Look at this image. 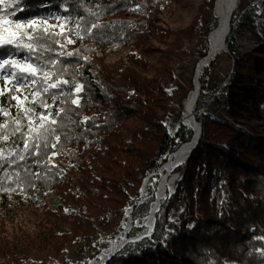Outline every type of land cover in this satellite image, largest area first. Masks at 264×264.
Here are the masks:
<instances>
[{"label": "trees", "instance_id": "16d2710c", "mask_svg": "<svg viewBox=\"0 0 264 264\" xmlns=\"http://www.w3.org/2000/svg\"><path fill=\"white\" fill-rule=\"evenodd\" d=\"M170 2L0 3V16L18 23L42 15L48 17L41 20L47 21L44 27H48L53 26L50 17L65 14L70 29L59 34L48 27L56 35L45 42V47L51 44L53 48L46 55L68 70L62 79L70 80L74 75L85 86L79 105L63 97L55 103L46 100L57 121L48 149L18 165L5 164L0 171V188L9 189L0 190V260L8 264H57V258L75 242L98 230L116 235L128 206L133 208L134 219L146 220L156 189L138 203L144 179L193 135L184 122L172 135L168 119L173 102L166 84L178 78L176 66L188 54L186 42L203 35L202 17L210 0H203L187 26L175 29L163 19ZM258 7V2L250 4L238 16L236 9L231 18L227 45L232 66L228 82L213 101L225 102L232 121L212 114V101H204L213 61L200 77L195 109L202 125L200 140L185 165L176 168L180 177L174 188L167 189L152 236L128 242L106 264H264V131L258 133L249 126L264 120V42L250 56L239 51L236 38V31L255 25ZM261 10L264 31V6ZM81 18L78 37L75 21ZM97 23L103 27L92 29L91 35L84 31ZM214 28V24L209 26L207 32ZM200 44L204 56L209 46L207 37ZM123 50L125 54L111 59ZM9 52L17 58L27 55L9 47L0 48V57ZM60 52L75 54L60 56ZM4 87L11 85L0 84ZM28 91L15 95L23 99ZM63 91L73 92L76 98L70 85L63 86ZM28 100H32L31 95ZM16 103L0 97V108L13 116L18 115L13 107ZM36 108L47 115V110ZM60 108L66 112L56 115ZM7 119L0 114V124ZM56 136L60 137L58 142ZM16 145L23 147L18 139L0 141L5 155ZM37 174L42 178L37 179ZM184 191L186 198L181 202ZM47 194L54 195V202L43 199ZM15 199L19 207L12 210L9 205ZM145 232V227L134 226L128 236L134 238Z\"/></svg>", "mask_w": 264, "mask_h": 264}, {"label": "snow or ice", "instance_id": "6c2138e0", "mask_svg": "<svg viewBox=\"0 0 264 264\" xmlns=\"http://www.w3.org/2000/svg\"><path fill=\"white\" fill-rule=\"evenodd\" d=\"M3 3V0H0ZM18 6V5H17ZM95 16L96 13L89 12ZM9 15H14L10 13ZM83 18L75 21L76 35L79 37L81 33V23ZM47 21L29 20L27 23H18L7 19L5 16H0V48H13L17 51L26 52L27 55L23 58H17L12 52L6 54L3 59H0V84H10L11 87L0 88V97L10 98L17 103L13 105L16 108L18 115L13 116L11 112L4 108H0V114L7 117L5 123L0 124V141L6 143L10 140L22 142L23 147L16 145L12 150L5 155L3 148L0 147V171H4V166L18 165L22 161L28 160L30 157L41 156L42 152L50 146L49 136H54L56 129L53 125L57 121L52 117L51 105L46 103L47 99H51L53 103L56 100L63 99L70 101L72 105H79L81 96L85 86L77 82L73 75L71 79H62L61 77L68 70L59 67L60 61L51 59L46 55L47 52L53 51L52 45L45 42L54 40L55 33L48 30ZM39 25V26H38ZM103 27L101 24H91L84 31L87 34H92V29ZM63 29V25H61ZM82 38V37H81ZM74 43V41H68ZM58 43V42H57ZM60 47H63L62 45ZM73 52H60V56H73ZM70 85L76 94L73 98V92H64L63 86ZM28 89V94L21 96L15 95L21 89ZM52 89L59 90L52 92ZM32 96V100H28V96ZM25 101H28L25 106ZM36 106L47 110V115L43 111L37 112ZM64 108H60L56 115L65 113ZM35 117V120H33ZM27 119V123H22ZM89 118L85 117V120ZM58 142L60 137H55ZM51 147H56V144H51ZM39 163L40 161H35ZM19 173H17V177ZM37 179L42 177L36 175ZM0 190H9L0 188ZM14 191L15 189H11Z\"/></svg>", "mask_w": 264, "mask_h": 264}, {"label": "rangeland", "instance_id": "374dc122", "mask_svg": "<svg viewBox=\"0 0 264 264\" xmlns=\"http://www.w3.org/2000/svg\"><path fill=\"white\" fill-rule=\"evenodd\" d=\"M250 1L251 0H240L239 7L237 8V16H238L250 4L258 2L259 5L258 10H256L254 13V20H256L255 25L248 24L241 32L236 31V38L239 44V51L245 55H250L255 48H258L259 45H261L264 42V31L262 30L260 24V15L262 12L261 8L262 6H264V0H255L253 2ZM202 2L203 0H171L170 4L165 9V14L163 16V19L173 29L187 26L198 14V7L202 4ZM215 5H216V0H210V3L206 7V12L202 17L203 35L200 37H196L192 42H186L188 54L184 56L183 60L179 62L176 66L178 78L174 82H169L166 84V87L172 96V102H173V110L168 119V124L172 132V135L175 133L177 126L181 122L186 123L183 120L182 110L186 95L193 86V77L196 69L195 66L198 63V60L202 57L201 49L199 48V46L201 45L200 42L201 40L203 42V40H205L206 37L208 39L209 33L207 32V29L209 28V26L214 24L216 27L218 24V17L214 12ZM213 16L216 17V19H214ZM50 18H51L50 22L53 26H55L54 30L57 33L61 34L67 32L70 29V27L68 26V22L66 23L67 26H65L64 23L62 22H56L53 19V17ZM43 19H48V17L38 15L23 20L22 22L27 23V21L29 20L41 21ZM61 25H63V29L61 28ZM232 25H234V21L232 22ZM66 27L67 29L64 30ZM125 52L126 51L123 50L121 53L114 54L111 56V59H117L121 54L122 55L125 54ZM0 59H3V57H0ZM214 61H215V65L209 69L208 87L206 92L207 95L205 96L204 101H206V103H210L212 101V105L210 107V112L212 114L226 118L229 121H232L231 118L229 117V114L225 110V102L215 101V100L213 101L214 96L220 91L223 85L226 82H228V73L230 72V68L232 66V61H233L230 59L229 50L222 53L221 57L215 59ZM206 68H209V66H207ZM24 90L25 89L22 88L20 90V93L24 92ZM200 112L201 113L203 112L202 107L200 108ZM249 126L255 132L263 133L264 120L254 121ZM160 167L161 166H157L156 168L151 169L150 172L148 173L145 179L148 178L149 180L146 186L142 184L139 195L140 199L138 200V203H141L147 197H149L150 191L156 189L157 192V187L159 186V183L162 179L160 173ZM157 174L158 177H156ZM172 177L175 178V181L180 177V174L179 172L176 171V169L174 170V173L171 175V178ZM175 181L169 186V188L171 189L174 188ZM143 183L145 182L143 181ZM43 199L49 202H54V195L53 194L44 195ZM10 203L11 205H9L10 206L9 208H11L12 210H16L19 207V203L17 199L12 200ZM131 211L132 208L128 207L126 209V214L132 213ZM19 219L22 220L21 217ZM127 222H129V218H126L125 220L122 219L121 222L122 227L120 228L121 230L124 229V227L126 228ZM139 223H143V221L139 220ZM133 226H135V222H133ZM118 232L119 229L117 230V233ZM114 236L115 235L113 232H104L98 230L93 236L89 238H83L81 239V241H79V243L75 242L70 248L66 250V252L62 256L57 258L56 262L57 264H72L77 262H85L91 253L96 252L102 249L103 247L109 245L113 240ZM140 237H142V234H139L137 237H134L133 239L135 240ZM0 264H8V263H6L3 260H0Z\"/></svg>", "mask_w": 264, "mask_h": 264}, {"label": "bare ground", "instance_id": "6f19581e", "mask_svg": "<svg viewBox=\"0 0 264 264\" xmlns=\"http://www.w3.org/2000/svg\"><path fill=\"white\" fill-rule=\"evenodd\" d=\"M231 1L234 0H218V12L220 14V17L223 21L222 25H220L219 27V23L217 24V26L212 29L213 34L212 36V42L211 45L212 47H209L207 50L206 55L202 56L199 60L198 63L196 65L197 68V72L200 74L203 72V70L207 67L210 66L211 63L222 53L226 52L228 50V45H227V37L228 34L226 35V31H227V26H228V19L230 16V11L232 10V6L233 3H230ZM239 2L240 0H238V6L235 8V10L239 7ZM232 12V15L234 13V11ZM231 15V18H232ZM219 17V18H220ZM229 24H230V29H231V20H229ZM226 39V40H225ZM210 45V46H211ZM219 49H224L223 51H221L219 54H217V56L215 57L214 60L210 59L211 57L219 50ZM210 51V52H209ZM195 73H196V69H195ZM195 73H194V77H193V88L190 89L186 95V98L184 100L185 105L183 106V120L186 123H192L195 124V126L197 127V132H199V121L198 122H194L193 119V115L195 114V108L197 105V100L195 102L196 96H197V89L195 90L194 84L196 83V85L198 86L200 78L198 79L197 76L195 77ZM199 97V96H198ZM186 107V108H185ZM192 147V143L191 142H185L183 143L178 149H177V153L173 156V158L166 164V167L164 168H160V173H162V179L159 183V186L157 188V194H158V198L157 203L155 206H153L152 211L149 214V217L147 218V225L149 227L152 228L153 226V219H154V215H156L157 213H155L158 209V202H162V200H160L162 197H164L165 192H167L168 187L175 181V178H171V175L174 173V170L177 168H173V164L177 163L178 161H184L185 157L188 155L190 149ZM186 163V162H185ZM185 163L183 162L182 165H185ZM179 167V166H178ZM174 169V170H173ZM172 171V173H171ZM171 173V174H170ZM170 174V175H168ZM126 227H131V221L127 222ZM119 232L114 236L113 240L111 241V243L103 248L107 249L109 247H118L120 245H122L124 242H126L124 244V246L127 244V241H129V237L125 236V233H120ZM102 248V249H103ZM88 262V260H86L85 262H83V264H86ZM75 264V263H72Z\"/></svg>", "mask_w": 264, "mask_h": 264}, {"label": "water", "instance_id": "95a60500", "mask_svg": "<svg viewBox=\"0 0 264 264\" xmlns=\"http://www.w3.org/2000/svg\"><path fill=\"white\" fill-rule=\"evenodd\" d=\"M232 2H234L233 3V6H232V10L230 11V16H229V19H228V26H227V31H226V35L228 34V32H230V24H229V20H231V15H232V12H233V10H235V8L238 6V0H234V1H231L230 3H232ZM217 3H218V0H216V5H215V10H214V12L216 13V15H217V17H218V23H219V27H220V25H222V23H223V21H222V19H221V17H220V14H219V12H218V5H217ZM220 17V18H219ZM213 34V32L212 31H210L209 32V35H208V41H209V47H212V45H211V42H212V35ZM226 40V39H225ZM211 45V46H210ZM224 49H219L212 57H211V59H210V62H211V60H214L215 59V57L217 56V54H219L221 51H223ZM210 52V51H209ZM201 74L202 73H198L197 72V68H196V73H195V77L197 76V78L199 79L200 77H201ZM194 87H195V90L197 89V96H196V99H195V102H196V100L198 99V96H199V94H200V90H201V83H200V81H199V84H198V86L196 85V83L194 84ZM184 105H185V103H184ZM186 108V107H185ZM193 119H194V122H198L197 121V119H196V116H195V114L193 115ZM196 124V123H195ZM195 124H192V123H188V125H189V127L193 130V135H192V138H191V140L189 141V142H191L192 143V147H191V149H190V151H189V153H188V155L185 157V159H184V161H178L177 163H175V164H173V168H175V167H178V166H181L182 164H183V162L185 163V162H187V159L189 158V156H190V154L192 153V151L196 148V146H197V144H198V142H199V140H200V137H201V134H202V125H201V123L199 122V132H197V127L195 126ZM177 153V150L176 151H174V152H171L169 155H168V160H167V162H165V163H163L162 165H161V167L162 168H164V167H166V164L173 158V156L175 155ZM160 167V168H161ZM144 184V183H143ZM167 192H165V194H166ZM158 198V194L157 193H155V200L153 201V204H152V206H151V208H150V211H149V214H150V212L152 211V208H153V206H155L156 205V203H157V199ZM164 199V197H162L160 200H163ZM158 209H157V211L155 212V213H157L159 210H160V207H161V202H158ZM128 207H131L132 208V206H128ZM127 207V208H128ZM133 209V208H132ZM132 212V211H131ZM149 214H148V216H147V218L149 217ZM128 215H129V217H128ZM126 218H129V221H131V227H124V229H120L119 230V234L120 233H125V236H128V234L131 232V230H132V228L134 227L133 226V222H135V226H137V227H145L146 228V232L144 233V234H142V237H144V236H147V237H151L152 236V234H153V232H154V228H155V223H156V215H154V221H153V226H152V228L151 227H149L148 225H147V218H146V220L143 222V223H139V219H134V217H133V215H132V213H127L126 214V212H125V216H124V218H123V220H125ZM118 234V235H119ZM129 237V236H128ZM141 238V237H140ZM140 238H138V239H140ZM129 241H127V243L128 242H131V241H136V240H138V239H133V238H130L129 237ZM126 242H124L122 245H120V246H118V247H109V248H107V249H105V248H103V249H101L93 258H88L87 260H88V262L86 263V264H106L107 263V261L108 260H110L115 254H117L119 251H121L123 248H124V244H125Z\"/></svg>", "mask_w": 264, "mask_h": 264}, {"label": "built area", "instance_id": "2783aa9c", "mask_svg": "<svg viewBox=\"0 0 264 264\" xmlns=\"http://www.w3.org/2000/svg\"><path fill=\"white\" fill-rule=\"evenodd\" d=\"M53 19H54L56 22H62V23H64L65 26H67V25H66V23H67L66 15L63 14L62 12H59L58 14H56L55 16H53ZM66 29H67V27H66L64 30H66ZM64 30H62V31H64ZM185 198H186V192L184 191V192L181 194V196H180V201H181V202L185 201Z\"/></svg>", "mask_w": 264, "mask_h": 264}]
</instances>
